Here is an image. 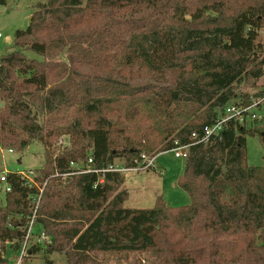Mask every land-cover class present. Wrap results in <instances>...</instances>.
Listing matches in <instances>:
<instances>
[{
  "label": "trees",
  "instance_id": "1",
  "mask_svg": "<svg viewBox=\"0 0 264 264\" xmlns=\"http://www.w3.org/2000/svg\"><path fill=\"white\" fill-rule=\"evenodd\" d=\"M263 29L264 0L38 1L14 33L17 50L0 56V149L45 147L37 221L53 243L32 253L64 252L66 264H264V165L247 157L255 128L231 124L191 147L177 182L187 205L161 195L126 207L125 176L103 171L191 142L238 102L235 89L264 76ZM62 136L70 145L56 152ZM89 158L95 171L61 175ZM8 182L0 264L19 252L40 194L19 174Z\"/></svg>",
  "mask_w": 264,
  "mask_h": 264
},
{
  "label": "rangeland",
  "instance_id": "2",
  "mask_svg": "<svg viewBox=\"0 0 264 264\" xmlns=\"http://www.w3.org/2000/svg\"><path fill=\"white\" fill-rule=\"evenodd\" d=\"M40 0H7V4H0V32L3 37L0 38V56L17 50L14 33L18 28H27L34 11V5ZM259 40L264 43V29L261 30ZM32 55L31 52H27ZM264 91V76L258 80H250L241 84L235 89L237 99L242 101L246 95L253 96ZM256 98V97H253ZM264 115V104L260 109ZM255 128L257 133L253 136H247V157L250 165H264V142L262 133H264V120L248 124ZM70 145L68 136H62L58 139L53 149L61 152ZM5 150L4 161L0 155V168L8 170L35 171L45 167L47 161L45 156V147L38 141L34 140L24 150L17 149ZM0 149V150H1ZM158 166L164 173L158 170H128L120 172L125 176V183L122 188H127L129 197L125 201L126 207L131 208H149L156 203L158 196H163L166 202L171 206L187 205L191 202L189 194L178 185V178L184 173L185 159L176 158L170 150L162 152L157 157ZM119 161L116 160V163ZM121 163V162H119ZM4 200L5 196L0 194ZM2 203V201H1ZM39 229V224L35 228ZM41 250L31 257H27L19 262V252L8 249L6 256L11 260V264H66L67 257L64 252L44 253ZM42 251V252H41Z\"/></svg>",
  "mask_w": 264,
  "mask_h": 264
},
{
  "label": "built area",
  "instance_id": "3",
  "mask_svg": "<svg viewBox=\"0 0 264 264\" xmlns=\"http://www.w3.org/2000/svg\"><path fill=\"white\" fill-rule=\"evenodd\" d=\"M3 37V34L0 32V38ZM264 104V94L262 96L252 98L250 102L246 103L244 101L238 100V102H231L224 106L219 115L216 117L213 123L208 124L202 128L201 131H195L191 135V142L181 143L179 141L175 142L174 148L170 151L174 153L176 158L187 160L190 155V149L192 146L197 144L207 145L215 139H221V134L226 130L231 124L249 126L248 124L255 123L257 121L264 120V115L260 113V109ZM251 126V125H250ZM12 150V149H10ZM5 150H0L1 159L4 161ZM158 155H150L147 153H142L140 157L136 160V166L129 168L123 163H113L108 166V168L103 171H116V172H126L128 170H158L161 173H164V170L160 169L157 161ZM0 159V160H1ZM1 162V161H0ZM93 159L89 158L85 165L81 162H71L69 172H65L63 177H67L73 173H86L95 171L92 166ZM97 171V170H96ZM10 173H15L21 175L23 179V184L28 187H38L40 190L39 196L34 199L33 203V213L25 226L26 235L22 243V246L19 250V262L27 257H31L34 254L31 249L35 247L46 248L53 243V237L48 234L42 227H39L38 231L35 230L37 227V210L39 201L43 192V188L46 185V182L40 186L36 177L39 173L35 171H24V170H8L5 167L0 168V194L6 196L8 192L12 190L11 184L8 182V175ZM60 173L56 172L55 176H59ZM11 227V224H9ZM10 243V242H8Z\"/></svg>",
  "mask_w": 264,
  "mask_h": 264
},
{
  "label": "crops",
  "instance_id": "4",
  "mask_svg": "<svg viewBox=\"0 0 264 264\" xmlns=\"http://www.w3.org/2000/svg\"><path fill=\"white\" fill-rule=\"evenodd\" d=\"M186 165V164H185ZM184 169H185V166H184Z\"/></svg>",
  "mask_w": 264,
  "mask_h": 264
}]
</instances>
